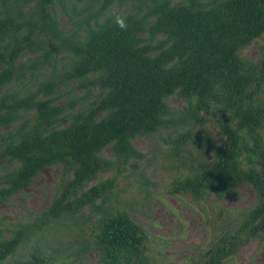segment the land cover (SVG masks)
I'll return each mask as SVG.
<instances>
[{"label":"trees","instance_id":"16d2710c","mask_svg":"<svg viewBox=\"0 0 264 264\" xmlns=\"http://www.w3.org/2000/svg\"><path fill=\"white\" fill-rule=\"evenodd\" d=\"M112 1L89 10L70 32L60 30L55 15L56 2L65 10V0H15L20 19L9 11L0 16V126H12L21 113L32 112L31 119L24 117L0 137V158L17 163L1 176L0 201L27 186L44 167L60 163L71 175L35 227L79 217L84 207L93 213L81 220L85 228L76 231L70 253L45 250L35 241L24 264H66L90 250L98 254L97 264H156L148 254L145 227L127 208L102 205L118 175L141 156L133 139L154 134L166 125L165 116L174 114L166 102L173 94L187 103L181 121L200 126L213 121L223 139L216 144L190 129L178 134L176 154L194 139L203 155L209 148L212 158L197 157L190 172L172 180L169 193L200 201L211 192L220 198L240 183L254 190L248 209L184 263L225 264L249 239L264 235V43L255 60L241 56L264 35V0H149L144 11L137 5L123 15L127 30L105 13ZM25 5L31 6L27 17L21 14ZM33 33L45 37L36 39ZM52 40L57 43L46 48ZM26 48L41 49L48 65L53 52L70 53L69 69L64 77L44 80L22 94L6 92L5 86L22 75L16 59ZM68 79H75L86 95L98 87L76 112H71L76 100L56 103V87ZM66 118L70 121L59 126ZM104 148L114 158L103 157ZM8 231L4 236L0 230V264L30 238V227L23 223Z\"/></svg>","mask_w":264,"mask_h":264},{"label":"rangeland","instance_id":"374dc122","mask_svg":"<svg viewBox=\"0 0 264 264\" xmlns=\"http://www.w3.org/2000/svg\"><path fill=\"white\" fill-rule=\"evenodd\" d=\"M104 1L65 0V10L59 2H56L55 15L60 30L70 32L76 28V22L81 21L89 10H96ZM140 1L113 0L105 8V13L109 16L124 15L136 11L137 5H140L144 11L145 3L150 1L145 0L143 5ZM17 8L15 0H0V16L9 11L18 21L20 16ZM30 8V5L23 6L21 14L27 17ZM26 31L25 29L21 33L25 34ZM35 35L37 34L33 33L31 37ZM44 37V33H39L36 39ZM56 43V40L46 42L45 47L53 48ZM262 43H264V35L246 46L241 51V56L255 60L260 54L259 46ZM52 57L54 58L51 60L52 64L48 65L43 63L41 49H24L16 59V64L22 69V75L18 74L8 83L5 91L22 94L24 90L33 89L44 80L64 77L72 61L70 53L60 49L53 52ZM76 84L75 79H68L60 82L56 87L58 92L56 103L77 101L76 108L71 112L86 107L98 93V87H95L90 95H86L85 89L78 88ZM166 102L174 114L165 116L166 125L154 134L133 139V145L141 156L131 160L136 166L127 164L126 170H122L118 175L109 198L102 206L121 205L129 210V214L137 223L145 227L150 238L148 254L156 264H184L211 243L217 230L236 221L253 203L255 194L250 185L243 183L225 192L220 198L211 192L200 201H195L191 196L182 193H169L172 180L176 177L183 178L190 172V163L192 166L195 165L197 157H202L204 160L212 158L209 148L206 147L203 155L194 139H189L186 148L176 154L173 148L174 138L190 129L197 136H206L208 140L218 144L223 139V135L213 121L202 124L203 129L198 123L189 125L187 121H181V111L187 106L184 98L173 94L166 99ZM24 117L31 119L32 112L23 115L21 113L12 126H0V137L21 123ZM69 121L70 118H66L59 126H64ZM2 149L3 146L0 144V151ZM100 154L103 157L114 158L110 148H104ZM16 165L17 163L0 158V187L3 186L1 176ZM115 171L114 169L103 172L100 177L109 176ZM70 175L71 173L63 172L60 163L44 167L27 186L0 201V230L4 236H8V229H14L17 224L23 223L30 227V238L23 242L12 258L1 264H24L29 258L33 245L36 244L35 241H38L45 250H57L63 255L75 248L76 244L73 241L75 233L81 227L85 228L81 220L87 219L88 215L93 216L89 207H84L79 217H64L59 222L51 221L48 226L41 229L35 227V221L40 213L52 201L60 184ZM93 183L95 180L90 181L88 185ZM36 232H39L37 236ZM97 262L98 254L90 250L86 251L85 256L70 259L66 264H97ZM225 264H264V235L249 239Z\"/></svg>","mask_w":264,"mask_h":264},{"label":"clouds","instance_id":"9594fccd","mask_svg":"<svg viewBox=\"0 0 264 264\" xmlns=\"http://www.w3.org/2000/svg\"><path fill=\"white\" fill-rule=\"evenodd\" d=\"M114 22L117 25V27H119L122 30H127L128 28V22H127V18L123 15H116L114 17Z\"/></svg>","mask_w":264,"mask_h":264}]
</instances>
